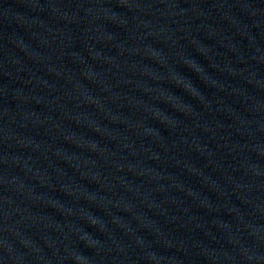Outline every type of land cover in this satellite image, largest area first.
Wrapping results in <instances>:
<instances>
[{"label": "water", "instance_id": "95a60500", "mask_svg": "<svg viewBox=\"0 0 264 264\" xmlns=\"http://www.w3.org/2000/svg\"><path fill=\"white\" fill-rule=\"evenodd\" d=\"M0 264H264V0H0Z\"/></svg>", "mask_w": 264, "mask_h": 264}]
</instances>
